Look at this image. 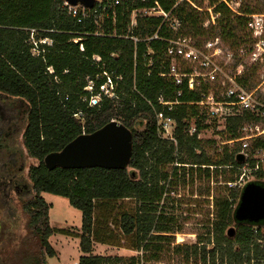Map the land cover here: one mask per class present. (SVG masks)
<instances>
[{"label": "trees", "instance_id": "1", "mask_svg": "<svg viewBox=\"0 0 264 264\" xmlns=\"http://www.w3.org/2000/svg\"><path fill=\"white\" fill-rule=\"evenodd\" d=\"M153 1L165 12L174 5L173 0H149L138 8L149 7ZM253 1L257 2L242 0L243 15L264 12L258 5L252 7ZM133 9L120 7L115 21L104 19L102 26L97 27L92 19L77 23L68 14L63 0H0V97L11 105L18 103L16 108L22 107V145L28 157L37 161V165L28 169L30 185L20 178L15 181V191L28 217L27 234L21 236L17 253L14 239L8 251L18 255L16 264H47L46 259L55 256L49 239L53 234H61L79 239L82 255L78 264L159 262L163 244L180 231L164 206L169 186L175 179L184 182L186 177L192 178L194 172L204 173L210 179L214 173L218 176L228 170L230 177L224 181L223 192L213 197L214 220L206 235L199 238L200 247H193L194 254H201L203 263L208 260L211 264H264V222L236 223L233 217L241 189L228 187L227 183H233V176L240 175L244 163H238L236 155L241 148L225 146L218 159H209L205 145L213 141L198 138L209 127L204 124L207 116L193 104L200 101V93L161 77L168 68L160 66L165 59L164 40L172 37H191L201 43L219 38L230 50L238 49L249 40L246 18L221 7L216 26L203 28L204 18L195 19L190 7L178 5L171 16L180 21L179 29L170 32L162 26L158 40L146 41L157 31L161 19L136 16V25L130 28ZM31 38L38 43V55L32 54ZM44 39L51 41V45L39 43ZM95 56L100 61L93 60ZM257 72L252 66L246 69L241 84L247 90L256 86ZM104 73L112 80L115 98H103L97 106L90 107L89 98L106 82ZM89 81L94 84L92 93L84 90ZM160 97L166 102H179L172 112L166 113L176 122V145L160 139L157 133L155 114L162 110L158 104ZM191 120L195 125L193 135L188 133ZM251 120L254 119L249 114L228 119L224 129L226 141L240 139L243 125ZM111 121L132 133V155L127 169L49 171L45 167L46 155L61 151L76 137L91 134ZM6 136L9 133L1 135L2 147V143L11 144ZM8 151L15 155L13 148ZM259 151H264V142L257 140L248 154ZM254 164L249 161L250 168ZM7 165L15 169V159ZM260 173L261 170L254 174ZM254 183L264 186L260 181ZM43 193L66 198L70 206L81 212L80 234L72 235L50 226L51 205L46 203ZM130 200L135 206L127 210L123 204ZM230 222L238 229L233 238H228L226 232ZM113 227L131 239L130 248H126L139 255L129 258L93 255V243L118 246ZM10 233L14 234V230L5 223L3 236ZM208 245H212L211 249H207Z\"/></svg>", "mask_w": 264, "mask_h": 264}, {"label": "built area", "instance_id": "2", "mask_svg": "<svg viewBox=\"0 0 264 264\" xmlns=\"http://www.w3.org/2000/svg\"><path fill=\"white\" fill-rule=\"evenodd\" d=\"M149 0H96L92 9L83 7H68V14L77 23L92 19L97 27H101L100 18L111 19L115 21L117 10L127 7H133L130 15L129 27L136 25V16L160 18L161 22L157 31L146 41L158 40V32L162 26L168 31L175 32L180 27V21L171 16L172 10L178 5L190 7L195 13V19L204 18L203 28L216 26L221 13L219 8L225 7L235 16H244L246 18L245 29L249 34L248 42L238 49L230 48L219 38L198 42L191 37L178 36L172 37L166 42L165 59L160 62L163 68H168L166 74L161 77L171 79L176 86L184 85L189 91L200 93V101L193 103L204 111L207 119L216 123L226 121L230 118L243 117L249 114L254 120L243 125L241 131L246 132L240 139L228 141L227 143H240L241 149L238 154L244 155V165L240 169V181L238 183H227L228 187L242 188L251 181L258 180L264 183V172L254 174L260 171L259 155L248 154L249 141L264 142V91L261 87L264 85V79L258 81L256 86L247 90L241 80L245 75L246 69L250 66L262 69L264 72V12L243 15L241 13L242 0H173L174 5L169 12L163 11L157 1H153L149 7L138 8V5ZM33 55H38L37 44L31 38ZM134 42L137 39L133 38ZM40 44L51 45L48 39L40 40ZM234 53L236 57H234ZM93 60L100 61L95 56ZM152 64L151 61H148ZM230 69V70H229ZM52 72L51 68L48 69ZM106 82L99 86L97 94L89 98L90 107L97 106L103 98L114 99V85L112 80L104 73ZM141 85L142 82L140 81ZM93 81H89L85 91L92 93ZM177 96H180L178 93ZM158 104L162 107L161 111L155 114L157 122V133L159 138L176 145V122L166 113L173 111L174 105L179 102H166L162 97L158 98ZM189 135L195 133L188 130ZM199 137V134H198ZM237 156V155H236ZM254 161V167L250 168L249 161Z\"/></svg>", "mask_w": 264, "mask_h": 264}, {"label": "rangeland", "instance_id": "3", "mask_svg": "<svg viewBox=\"0 0 264 264\" xmlns=\"http://www.w3.org/2000/svg\"><path fill=\"white\" fill-rule=\"evenodd\" d=\"M256 1L258 3L253 1L251 6L256 7V5H258L259 9H263L264 0ZM103 22V19L100 18L99 23L101 26ZM257 69L256 81L258 80L260 82L264 79V72L262 69ZM261 90L264 91V85L261 87ZM6 100L7 99L3 100L2 97H0V138L4 133H9L10 136H6V139L11 144L8 145L2 143L4 147L0 145V197L3 202L2 204L0 203V222L2 226L3 224L5 225V223L8 225L9 222V226L11 230H14V234L10 233L9 236L4 237L2 235L4 233L1 231L0 263L16 264L15 262L19 257L18 255L13 254V250H10V252L8 251L10 247L9 244H13L12 239H14L15 253H17V244L19 243L21 236L27 234L25 228L28 217L18 199L17 192L15 191V194H12L9 198L10 193L7 187V182L3 181L2 173L6 175L9 169L7 163L13 164L15 159V181L20 178L24 183L30 185L28 180V169L30 166L37 165V161L28 157L26 150L22 145V107L16 108L18 103L11 105L8 103L9 100ZM204 124L209 125V127L202 130L199 133L198 138L202 141H213L212 144L205 145L206 155L210 160L215 161L218 159L225 146L228 149L241 148L240 143H227V136L224 130L225 123H216L206 120ZM194 127V120H191L190 130L193 131ZM241 133L242 136L246 135V132L244 131H241ZM253 143V141L248 142L250 147ZM10 148L14 149L15 155L8 154V149ZM16 150L20 152V155L16 153ZM258 157L261 162L260 170L264 172V153ZM204 167L205 166H202V168ZM210 168L212 173V167ZM180 174L181 173H179V175ZM193 174L194 176L192 178L186 177L184 182L175 179L176 181L169 186L170 193L168 198H166L164 206L167 211L166 213L172 215L177 227L180 228V231L179 233L174 234L170 240H166L167 243L163 244L164 251L160 256L159 262H150L147 264H211L208 260L206 263H203L201 260V254L195 255L193 247H200V244L197 245L199 238L206 235L207 230L210 228V225L214 220L215 207L213 197L218 196L223 192L224 189L222 188L225 184L224 181H226L227 177H230V172L228 170H226L225 173L219 172L218 176L214 173L211 175L210 179H207L204 173L199 174L194 172ZM233 178L235 179L233 183H238L240 181V175L238 177L234 175ZM253 182L259 181L255 180ZM241 183L242 182L240 181V184ZM42 197L46 203L52 204L51 209L49 210V220L52 228L65 229L72 233V235H75V233L80 234L82 215L79 210L70 206L66 198L48 193H43ZM124 203L123 207L127 208V210H131V208H134L135 206V202L132 200ZM7 209H10V219L7 217ZM229 228H234L235 233H237L238 229L234 222L229 223L226 232ZM113 231L114 241L118 246L113 247L93 243V255L118 256L124 258L139 255V253L127 249L130 248L131 245L130 238L122 236L120 231L115 227H113ZM262 233H264V229H262ZM49 243L55 251V256L47 258V264H78L79 257L82 255L79 249L78 238H75L74 236L53 234L49 239ZM211 247L212 245H208L207 249H211ZM198 252L200 253V250ZM216 264L218 263L216 262Z\"/></svg>", "mask_w": 264, "mask_h": 264}, {"label": "water", "instance_id": "4", "mask_svg": "<svg viewBox=\"0 0 264 264\" xmlns=\"http://www.w3.org/2000/svg\"><path fill=\"white\" fill-rule=\"evenodd\" d=\"M66 6L92 9L96 0H63ZM132 155V133L116 121H111L91 134H82L68 143L61 151L44 157L49 170H78L102 168L108 170L127 169ZM236 161L244 162V155L237 154ZM236 223L258 224L264 222V186L248 182L241 190L239 203L234 211ZM234 228L227 230L233 238Z\"/></svg>", "mask_w": 264, "mask_h": 264}, {"label": "flooded vegetation", "instance_id": "5", "mask_svg": "<svg viewBox=\"0 0 264 264\" xmlns=\"http://www.w3.org/2000/svg\"><path fill=\"white\" fill-rule=\"evenodd\" d=\"M3 177V181H6L7 182V187H8V190H9V198L10 196L13 194H15V175H14V169L13 168H10L8 169V173L7 175H2ZM0 203L2 204L3 202L1 201V197H0ZM8 211V219H10V209H7ZM10 225V223L8 222V226ZM4 230H5V225L3 224V226L1 225V222H0V234H1V231L2 233H4ZM4 235V234H2Z\"/></svg>", "mask_w": 264, "mask_h": 264}, {"label": "crops", "instance_id": "6", "mask_svg": "<svg viewBox=\"0 0 264 264\" xmlns=\"http://www.w3.org/2000/svg\"><path fill=\"white\" fill-rule=\"evenodd\" d=\"M52 206V204H50Z\"/></svg>", "mask_w": 264, "mask_h": 264}]
</instances>
